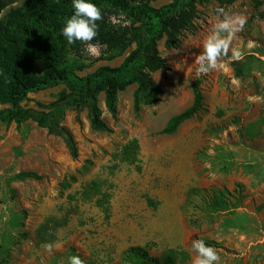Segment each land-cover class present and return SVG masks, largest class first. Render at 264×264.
Masks as SVG:
<instances>
[{
  "label": "rangeland",
  "instance_id": "rangeland-1",
  "mask_svg": "<svg viewBox=\"0 0 264 264\" xmlns=\"http://www.w3.org/2000/svg\"><path fill=\"white\" fill-rule=\"evenodd\" d=\"M26 1L5 6L0 21L20 10L28 22L35 8L26 12ZM132 1L157 8L171 0ZM221 7L230 15L246 17L233 45L244 53L247 74L260 70L257 62L264 58L245 53L264 57V0H200L192 30L181 34L176 47H164L163 40L156 43L168 70L164 79L158 71L150 74L161 92L154 106L134 113L131 85L118 93L111 118L99 95L106 133L88 127L84 109L64 113L60 125L71 136L74 158L60 138L34 123L0 121V264H69L73 255L86 264H133L122 255L131 247L140 248L157 264H192L195 239L216 248L222 264H264V188L246 194L244 185L226 170L224 142L245 136L238 134L241 115L218 103L209 107L207 95L223 84L232 95L231 75L241 87L244 67L230 53L219 69L196 75V58L217 22L215 10ZM103 11L114 27L129 25L121 13ZM132 47L110 51L102 46L99 55H92L87 45L66 41L63 66L83 77L100 66L116 67ZM32 69L40 72L37 61ZM192 84L199 88L203 111L183 121L172 134H159L172 116L190 105ZM65 91L62 83L50 84L27 93L19 107L43 110ZM5 109L9 106L0 105V111ZM239 143L237 157L243 158L246 145ZM253 170L255 176L257 169ZM18 172H31L38 179L10 182ZM254 178L264 181V171ZM219 195L228 207L213 213L207 205ZM45 244L53 245L51 254ZM134 264L150 263L143 259Z\"/></svg>",
  "mask_w": 264,
  "mask_h": 264
},
{
  "label": "trees",
  "instance_id": "trees-1",
  "mask_svg": "<svg viewBox=\"0 0 264 264\" xmlns=\"http://www.w3.org/2000/svg\"><path fill=\"white\" fill-rule=\"evenodd\" d=\"M16 0H0V11ZM200 0H171L157 8L146 5V1L134 4L132 0H91L104 12L113 10L126 17L129 25L114 27L106 18L97 21L99 34L92 41L107 50L119 51L132 44V49L116 67L100 66L93 72L77 77L63 66V52L66 38L62 35L65 21L73 14L72 0H28L23 4L29 13L24 22L22 12L14 10L8 19L0 21V105L9 109L0 111L4 123L30 121L48 135L58 137L64 143L71 158L75 148L70 134L60 123L66 111H86L88 127L99 132H109L100 118L97 98L102 96L105 111L113 118L116 112L118 93L133 85L131 109L135 113L141 107L154 106L161 95L160 89L150 77L158 71L162 79L168 70L165 61L156 49V43L163 40L164 47L174 48L183 32L192 30L196 17L195 5ZM30 9V10H28ZM37 61L40 72L32 69ZM62 83L66 91L50 102L45 108H20L19 103L29 92L43 89L53 83ZM192 100L188 107L172 116L159 134H172L179 124L203 111L199 88L191 85ZM38 179L31 172H18L9 181ZM227 202L222 196L209 201L207 208L219 213L226 210ZM130 263L148 258L140 248H127L123 254Z\"/></svg>",
  "mask_w": 264,
  "mask_h": 264
},
{
  "label": "clouds",
  "instance_id": "clouds-1",
  "mask_svg": "<svg viewBox=\"0 0 264 264\" xmlns=\"http://www.w3.org/2000/svg\"><path fill=\"white\" fill-rule=\"evenodd\" d=\"M17 5H12L15 7ZM74 9L73 14L65 21L62 28V35L69 44H75L77 41L87 45V51L92 55H99L101 45L93 44L98 34L99 25L97 21L103 19L102 10L91 0H72ZM217 22L213 24L204 44L203 50L196 58V75L202 76L219 69L222 61L229 56L235 61L243 58L244 53L241 49L235 47L233 42L237 38L246 23V17L242 15H230L224 8L216 10ZM5 12H0V18H3ZM49 254L53 251V245H43ZM191 248L195 253L192 264H222L221 256L217 249L206 244L203 239H195L191 243ZM69 264H86L79 255H73L69 258Z\"/></svg>",
  "mask_w": 264,
  "mask_h": 264
},
{
  "label": "crops",
  "instance_id": "crops-1",
  "mask_svg": "<svg viewBox=\"0 0 264 264\" xmlns=\"http://www.w3.org/2000/svg\"><path fill=\"white\" fill-rule=\"evenodd\" d=\"M245 55L264 58L253 51L247 52ZM239 61V65L244 67L243 85L240 87L239 79L231 75V81L234 83V88L231 90L232 95H229L224 90L225 84L216 90H209L207 95L209 107H211L212 103V107H216L218 103L220 108L233 109L241 115L237 125V128L241 127L238 134H245V136L241 138V136L236 135L232 140H226L223 150L226 151V156L228 157L226 158V170L228 169L230 175L236 178L237 182L244 185V193L250 194L261 191L264 188V181L259 182L254 178L264 171V62H257L260 70L247 74L246 60L242 58ZM217 93L219 94L218 99L214 98ZM230 98L236 99L231 102ZM240 140L246 145L244 149L242 148L243 158L237 157ZM255 144L259 146L254 147ZM253 169H257L255 176ZM242 170H245V173ZM236 257L240 258L241 255Z\"/></svg>",
  "mask_w": 264,
  "mask_h": 264
}]
</instances>
